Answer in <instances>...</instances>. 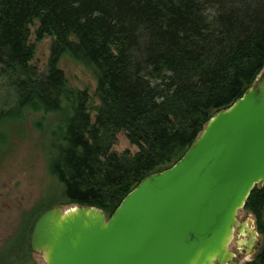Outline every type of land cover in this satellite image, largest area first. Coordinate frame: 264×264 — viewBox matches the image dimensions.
I'll use <instances>...</instances> for the list:
<instances>
[{
	"label": "trees",
	"instance_id": "obj_1",
	"mask_svg": "<svg viewBox=\"0 0 264 264\" xmlns=\"http://www.w3.org/2000/svg\"><path fill=\"white\" fill-rule=\"evenodd\" d=\"M34 24V41L50 40L43 72L31 64ZM63 56L93 76L94 107L86 91L68 88L57 67ZM263 66L264 0H0V79L12 93L0 124L39 116L33 127L48 135L59 205L109 217L143 178L174 164ZM118 134L135 152L111 151ZM263 207L264 185L253 187L243 209L264 239ZM246 264H264V245Z\"/></svg>",
	"mask_w": 264,
	"mask_h": 264
},
{
	"label": "water",
	"instance_id": "obj_2",
	"mask_svg": "<svg viewBox=\"0 0 264 264\" xmlns=\"http://www.w3.org/2000/svg\"><path fill=\"white\" fill-rule=\"evenodd\" d=\"M256 185H264V70L109 217L89 206L38 213L28 250L44 264H237L260 244L255 229L237 221ZM233 236L235 253L228 249Z\"/></svg>",
	"mask_w": 264,
	"mask_h": 264
},
{
	"label": "rangeland",
	"instance_id": "obj_3",
	"mask_svg": "<svg viewBox=\"0 0 264 264\" xmlns=\"http://www.w3.org/2000/svg\"><path fill=\"white\" fill-rule=\"evenodd\" d=\"M35 27L34 24L29 30V42L34 46L31 64L38 72H43L50 40L45 38L35 42L33 37ZM57 67L63 73L68 88L86 91L89 96V108L94 107L97 101L93 96L95 89L93 76L66 56L59 59ZM11 95L12 93L4 87L0 79V109L12 107ZM38 117L29 115L22 123L0 124V264H44L40 255L32 254L28 250L30 218L51 206H61L63 209L76 206L59 205L62 201V187L48 172V164L53 158V154L49 151L48 135H42L33 127V122ZM43 123L44 129H49L52 120L46 117ZM125 150L130 153L135 152V148L128 144L124 135L118 134L111 151L121 153ZM254 187L259 188L258 185ZM26 213L28 214L24 217ZM241 220H245L258 234L260 239L258 252L264 245V239L257 232L253 216L242 208L237 211V221ZM262 222L264 225V207ZM234 240L233 236L228 246L233 253H235ZM18 243L22 247L15 249L16 254L13 257L11 249L13 250ZM23 252L26 254L24 255ZM252 258L240 257L237 264H246Z\"/></svg>",
	"mask_w": 264,
	"mask_h": 264
},
{
	"label": "flooded vegetation",
	"instance_id": "obj_4",
	"mask_svg": "<svg viewBox=\"0 0 264 264\" xmlns=\"http://www.w3.org/2000/svg\"><path fill=\"white\" fill-rule=\"evenodd\" d=\"M258 249V248H257ZM256 252H257V250H256Z\"/></svg>",
	"mask_w": 264,
	"mask_h": 264
}]
</instances>
